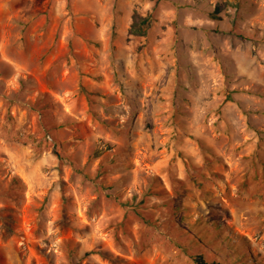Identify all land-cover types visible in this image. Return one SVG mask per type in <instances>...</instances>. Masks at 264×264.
<instances>
[{"label": "rangeland", "instance_id": "374dc122", "mask_svg": "<svg viewBox=\"0 0 264 264\" xmlns=\"http://www.w3.org/2000/svg\"><path fill=\"white\" fill-rule=\"evenodd\" d=\"M199 262L264 264V0H0V264Z\"/></svg>", "mask_w": 264, "mask_h": 264}, {"label": "trees", "instance_id": "16d2710c", "mask_svg": "<svg viewBox=\"0 0 264 264\" xmlns=\"http://www.w3.org/2000/svg\"><path fill=\"white\" fill-rule=\"evenodd\" d=\"M134 26H135L137 29H140L137 21H135V23H133L132 27L134 28ZM132 32H133L134 34H137V35H139V34L141 33V32H139V30H136V29L133 30ZM199 264H219V263H205V262H199Z\"/></svg>", "mask_w": 264, "mask_h": 264}]
</instances>
